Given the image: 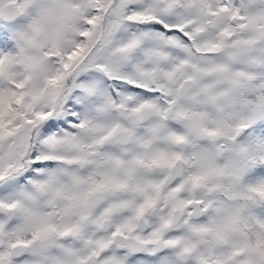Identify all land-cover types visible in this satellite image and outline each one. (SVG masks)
I'll return each mask as SVG.
<instances>
[{
	"label": "snow or ice",
	"instance_id": "1",
	"mask_svg": "<svg viewBox=\"0 0 264 264\" xmlns=\"http://www.w3.org/2000/svg\"><path fill=\"white\" fill-rule=\"evenodd\" d=\"M0 264H264V0H0Z\"/></svg>",
	"mask_w": 264,
	"mask_h": 264
}]
</instances>
